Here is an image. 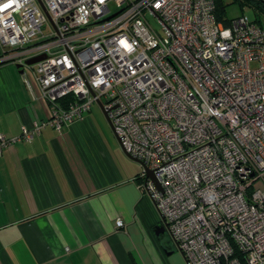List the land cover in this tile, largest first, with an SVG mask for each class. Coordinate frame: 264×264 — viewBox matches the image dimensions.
Masks as SVG:
<instances>
[{
    "label": "built area",
    "instance_id": "1",
    "mask_svg": "<svg viewBox=\"0 0 264 264\" xmlns=\"http://www.w3.org/2000/svg\"><path fill=\"white\" fill-rule=\"evenodd\" d=\"M0 52L51 112L0 135V156L98 104L188 264H264V29L249 15L226 25L214 0H0Z\"/></svg>",
    "mask_w": 264,
    "mask_h": 264
},
{
    "label": "crops",
    "instance_id": "2",
    "mask_svg": "<svg viewBox=\"0 0 264 264\" xmlns=\"http://www.w3.org/2000/svg\"><path fill=\"white\" fill-rule=\"evenodd\" d=\"M14 65L0 66L7 138L51 117L34 75ZM101 110L94 104L61 133L47 126L0 156V264H188L156 235L162 219L138 188L143 167Z\"/></svg>",
    "mask_w": 264,
    "mask_h": 264
},
{
    "label": "trees",
    "instance_id": "3",
    "mask_svg": "<svg viewBox=\"0 0 264 264\" xmlns=\"http://www.w3.org/2000/svg\"><path fill=\"white\" fill-rule=\"evenodd\" d=\"M216 3V16L218 21L224 22L226 25L229 24L230 21L234 18L228 17L229 10L232 6L238 5V7L241 10V15H246L243 13V7L244 6H249L252 8L253 13L256 15L258 14L259 16L261 15V12L264 13V1L263 0H234L233 3L229 6H225L221 0H214ZM251 18V17H250ZM252 19V18H251ZM255 23L258 24L259 19H252ZM8 52H0V58H3L4 56L7 55ZM12 61L7 60V61H0V66L5 65V64H10ZM72 98V97H71ZM70 98V101L73 99Z\"/></svg>",
    "mask_w": 264,
    "mask_h": 264
},
{
    "label": "rangeland",
    "instance_id": "4",
    "mask_svg": "<svg viewBox=\"0 0 264 264\" xmlns=\"http://www.w3.org/2000/svg\"><path fill=\"white\" fill-rule=\"evenodd\" d=\"M221 1H222V3L225 6H229V5H231L233 3L234 0H221ZM243 13L249 15L252 19H256V18L259 19L258 24L264 29V13L263 12H261V15L260 16L258 14L255 15L253 13L252 8L246 5V6L243 7ZM241 14L242 13H241L240 8L238 7V5H235V6H232L230 8L228 17H230V18H236V17L240 16ZM148 18H149V20H151V22H152V24L154 26H157L154 19L150 18L149 16H148ZM14 66H16V65H14ZM252 67H254V65ZM95 107L98 108L99 111L102 113V110H101V108H100V106L98 104H95ZM258 186H259V188H263L261 186V184H259ZM164 236L171 243V245H173V242H172V240H171L170 235L168 234V232H166V234H164Z\"/></svg>",
    "mask_w": 264,
    "mask_h": 264
},
{
    "label": "water",
    "instance_id": "5",
    "mask_svg": "<svg viewBox=\"0 0 264 264\" xmlns=\"http://www.w3.org/2000/svg\"><path fill=\"white\" fill-rule=\"evenodd\" d=\"M45 59V56H41V57H37V58H34V59H31V60H29V61H27V65L28 66H34L35 64H37L38 62H40V61H42V60H44ZM17 68L18 69H20L21 68V66H17ZM23 73V72H22ZM105 116H106V114H105ZM106 118H107V120H108V122H109V124H110V126H111V128H112V130H113V132H114V128H113V126H112V123L110 122V120L108 119V117L106 116ZM114 134H115V132H114ZM115 136H116V138H117V140H118V142L121 144V146H122V143H121V138H119L116 134H115ZM129 156V155H128ZM130 157V156H129ZM131 158V157H130ZM141 164V163H140ZM142 165V164H141ZM149 175H150V173H149ZM166 231H167V225L163 222V223H161L160 225H158L156 228H155V233H156V235L157 236H160V235H163V234H166Z\"/></svg>",
    "mask_w": 264,
    "mask_h": 264
}]
</instances>
